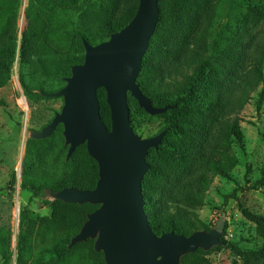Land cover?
Instances as JSON below:
<instances>
[{"label": "rangeland", "instance_id": "obj_1", "mask_svg": "<svg viewBox=\"0 0 264 264\" xmlns=\"http://www.w3.org/2000/svg\"><path fill=\"white\" fill-rule=\"evenodd\" d=\"M56 2L63 20L71 16L73 33L63 37L62 49H47L42 37L33 36L30 49L20 59L22 32L38 30L42 20L47 41L56 43L53 38L60 34L51 24L53 11L42 15L38 1L19 0L6 14L0 1V49L6 44L15 48L14 55L6 54L10 80L0 85V101L4 102L0 106V264H90L92 260L85 246L54 255L53 245L62 246L72 234L63 226L53 228L52 205L21 186L24 175L27 180L45 182L64 174L87 186L94 164L80 147L73 161L63 166L67 148L59 134L28 150V132L46 126L60 112L63 100L32 97L24 92L20 80L23 76L49 92L59 89L63 84L57 77L65 71L63 55L68 53L80 61L84 56L77 35L86 36L92 44L107 40L109 33L126 22L137 0ZM161 7L157 33L144 57L142 79L162 92L163 100L175 99L202 60L204 68L188 89L187 102L173 113L158 118L129 106L144 138L176 124L148 157L150 168L142 182L144 208L159 233L165 230L168 212L179 215L180 221L190 219L198 230L210 229L219 217H225L223 246L191 264H264V237L242 214L244 209L264 217V186L255 184L264 170V0H186L177 13L170 0H161ZM0 58L4 60L5 55L0 53ZM259 93L263 101L256 108ZM216 94L223 101L221 109L207 105V98ZM229 110L238 113L243 136L242 145L233 144L230 151L219 124ZM199 120L206 127L203 139L198 135L202 131L197 127ZM212 148L228 150V156L222 158L226 164L235 156L237 163L229 179L206 169L209 158L219 154ZM199 175L208 177L205 197L189 201L193 192L184 185L195 182ZM200 201L206 205L198 207Z\"/></svg>", "mask_w": 264, "mask_h": 264}, {"label": "water", "instance_id": "obj_2", "mask_svg": "<svg viewBox=\"0 0 264 264\" xmlns=\"http://www.w3.org/2000/svg\"><path fill=\"white\" fill-rule=\"evenodd\" d=\"M158 19V0H139L129 23L107 40L91 45L82 39L83 62L71 67L65 85L55 92L39 91L43 97L62 98L60 112L39 131L27 134L30 139H46L62 125L66 159L85 144L87 154L97 163L98 179L93 189H46L45 198L99 206L86 216L68 247L94 240V251L103 253L105 264H179L188 253L224 244V216L209 230L189 236L172 232L156 235L144 210L142 181L149 170L146 156L150 149H158L165 130L149 138L136 134L130 125L127 96L151 116L172 108L153 106L136 82ZM99 89L106 95L110 129L101 121Z\"/></svg>", "mask_w": 264, "mask_h": 264}, {"label": "trees", "instance_id": "obj_3", "mask_svg": "<svg viewBox=\"0 0 264 264\" xmlns=\"http://www.w3.org/2000/svg\"><path fill=\"white\" fill-rule=\"evenodd\" d=\"M0 1L2 2L3 6L5 8L6 14L9 13L10 9H12V7L16 6V4H18V2H19V0H0ZM36 1H38L40 3V9H41L42 15L45 14L46 10H50L49 12H51V10L53 11L52 13H50L51 24L53 27L56 28V30H57L56 34H60V36L56 35L53 38L56 43L50 45L49 42L47 41V38L49 37V35L48 34L46 35L44 32L45 22L43 20L41 21L42 26L38 30H33L32 28L26 29L25 31L22 32L21 39L19 40V57H20V59H23L26 56L27 51L30 49V40L33 36L42 37L43 38V45L47 49H51V48L52 49L53 48L54 49H62V46L65 42L63 37H65V36L69 37L73 33L71 16L66 21L63 20L64 13L61 10L62 8L60 6L56 5L57 4L56 0H36ZM170 1L172 2L176 13H177V10H179L181 7H184L185 3H186V0L185 1L184 0H170ZM138 2H139V0H137V6H138ZM137 6L134 9V11L131 13V15L128 17L126 22L122 26H119L115 31H112L111 33H109V36L112 33L117 32L118 30H120L121 28H123L124 26H126L129 23V21L132 19V17L134 16V14L137 10ZM161 8H162L161 7V0H158L159 19L157 22L156 29H155V31H154V33H153V35L149 41L148 49L150 47L152 39L154 38V36L157 33L158 24L160 23V17H161ZM75 33H77V32H75ZM52 37H53V35H52ZM77 38L79 39V45L82 48H83L82 39L86 40L91 45L98 44V43L92 44L91 41L86 36H84L82 34H78ZM12 39H13V42H16L17 35L13 36ZM102 41H105V40H102ZM102 41H100V42H102ZM148 49L143 56L141 71L137 77L136 82L139 85L141 92L147 98H149L151 100L153 106H155V107H164V106H168V105L172 106L171 109L166 110L164 113L154 116V117H158V118H163V117L167 116L168 114L173 113L179 106H181L187 102V100L189 99V96H190V92L188 91V89L197 83V81L199 79L198 78L199 72L204 68L203 60L196 65L198 68V72H196V74L193 77H190L188 84H186L185 85L186 87H184L182 89V93H176L175 99L163 100L165 98V95L162 92L158 91L156 88H154L148 82L147 79H144V80L142 79L143 73H141V72H142L143 68L145 67L144 57L147 54ZM83 51H84V48H83ZM0 53H3V55H5L4 60H1V58H0V85H3V84H6L10 80L9 68H8V65H6L7 64L6 54L10 53V54L14 55L15 48H14V46L10 47L9 44H6L4 47H2L0 49ZM83 59H84V56H83ZM83 59L81 61L77 60L72 55H68V53L63 55L62 63H63L65 71L57 77V79L60 82H62V84H63L60 88H62L65 85L64 79L70 76L71 67L74 65H77V64H81L83 62ZM20 83H21V86H22L24 92L27 93L28 95L32 96V97H41L42 95L39 94V91L49 93V91H46L45 89H43V87L36 85L32 82H27L23 78V76H21ZM177 83H179V82H177ZM59 89H57V90H59ZM57 90H55V91H57ZM55 91H50V92H55ZM97 98H98V102H99V113H100L101 121L105 124V126L108 129H110V112H109V107L106 103V95H105V92L103 89H99L97 91ZM219 98H220L219 94H216L212 97L207 98L208 99L207 105H216L218 108L221 109V106L223 105V101H221V98L219 100ZM262 101H263V94L262 93L257 94L256 108L260 107ZM127 102H128V107L131 104H133L135 106V108H134L135 111H141V112L145 113L143 109L139 108V106L137 105V102L129 94L127 96ZM3 103H4L3 101H0V106L3 105ZM107 109H108V115L105 116L104 111ZM129 112H130V107H129ZM237 114L238 113L235 114L229 110L228 113L225 114V117H226L225 120H222L219 122V124L223 126L224 141L228 145L229 151H230V149H232L233 144L234 145L237 144V146L242 145L243 136H242V132L239 128V118H238ZM219 119L220 118L217 117L216 120H219ZM210 121H213V119L210 118L209 122ZM130 125L136 134L143 137L137 131V126L135 125L134 121L132 120L131 112H130ZM175 125H176L175 123H170V124L166 125L161 130V131L165 130V135H164L162 141L166 137L167 130L168 129L169 130L174 129ZM197 127H200L202 129V131H200L198 133V135H200L201 139H203V136L206 132V127H204L203 120H199ZM62 131H63L62 125H58L56 130L53 132V134L49 138L39 139V140H34V139L28 138V150H29V146L35 147L37 145H40V144L46 142L47 140H49L55 134H59L60 136H62ZM160 132H158V133H160ZM64 147L68 148L67 146H64ZM80 147L84 148L86 157L94 164V169H93V173H92L93 177L91 176L92 180H91V183L89 185L83 186L81 184H78V183H76V179L74 177H72L71 175H66V174L61 175L54 180H51V181L48 180L45 182H37L35 179L27 180L26 176L24 175L23 176V182L21 184L22 188L30 190L34 197L41 198V200H44L46 203H50L52 205V207L55 210V222H53L52 227L57 228L58 226H63V227L70 230L72 237L75 236L79 232L82 224L86 220V216L89 213L96 210L99 206L98 205H92L89 203H85L82 205L70 204V203H64V202L59 201V200L49 201L45 198V190L46 189H52L54 191H59V190H62L64 188H71V187L76 188L78 190H91L95 187L96 181L98 179V167H97V163L95 162V160H93L87 154L85 144L78 146L75 149V151L73 152V154L70 156L69 159H66V155H65V157H63V159H62V165L68 166L73 161V157ZM156 150H158V149H150L148 151V154L146 156L147 163H148V157H149L150 153H154ZM212 150L219 152V154L217 157H210L209 158V160L206 163V169L210 170L215 175H218V176L225 178V179H229L230 178V171H231L232 167L234 165H236V163H237L235 156H230L228 159V162L226 164L222 161V158L224 156H228V150L223 149V148L222 149L212 148ZM66 154H67V149H66ZM149 168H150V165H149ZM207 178H208L207 176L199 175L195 182H189V183H186L184 185V188L192 189V192H193V197L189 196V201L193 198L196 199V197L198 199H203L205 197L204 188L209 185L207 182ZM255 184L257 186H264V170L262 172V177ZM142 194H143V199L145 200L143 187H142ZM234 195L235 194L233 193L231 195V197H234ZM228 197L229 196H225L224 199H227ZM205 205H206V202L200 201L197 203L198 207H203ZM144 210H145V213L147 215L149 226L151 227L152 231L156 235H160V234L165 233V232H172L175 234H181L184 236H189L191 233L198 231V229H196L194 227V224L190 219L186 218L185 220L180 221L181 217L179 215L172 214V213L168 212L166 214V218H165V230H163L164 232L162 231L161 233H159L155 230L154 226L152 225V223L150 221L149 213L146 211L145 208H144ZM242 214L245 218H247L249 221L253 222L256 225V229H257L258 233L260 234V236L264 237V217L256 215V214H252V213H250L244 209L242 210ZM204 230H209V229H204ZM71 238H70V240H71ZM70 240H65V242L62 246H60L58 244H54L53 247L51 248V251L54 253V255L59 256L62 253H66L70 250H75V249L79 248L80 246H85L88 249V251L91 253L92 260H91L90 264H105L104 258H103V253L94 251V248H93L94 240L88 239L85 242L77 243L72 247H68ZM219 248L220 247H214L208 251H204L202 249H197L195 252L188 253V254L184 255L181 258L179 264H191V263H193L199 259H202L210 251L217 250Z\"/></svg>", "mask_w": 264, "mask_h": 264}]
</instances>
